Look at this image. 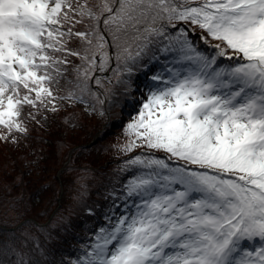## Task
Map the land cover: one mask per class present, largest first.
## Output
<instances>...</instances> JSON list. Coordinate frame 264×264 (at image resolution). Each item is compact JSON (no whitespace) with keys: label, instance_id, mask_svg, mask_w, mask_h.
Returning a JSON list of instances; mask_svg holds the SVG:
<instances>
[{"label":"snow or ice","instance_id":"6c2138e0","mask_svg":"<svg viewBox=\"0 0 264 264\" xmlns=\"http://www.w3.org/2000/svg\"><path fill=\"white\" fill-rule=\"evenodd\" d=\"M135 75L131 175L70 264H264V0H0V142ZM8 227L0 264H54Z\"/></svg>","mask_w":264,"mask_h":264},{"label":"trees","instance_id":"16d2710c","mask_svg":"<svg viewBox=\"0 0 264 264\" xmlns=\"http://www.w3.org/2000/svg\"><path fill=\"white\" fill-rule=\"evenodd\" d=\"M143 76L133 77L137 91L105 81L115 93L106 100L112 102L110 113L105 104L90 115L84 105L65 103L60 113L39 117L41 123L27 122L28 135L18 143L0 142V225H10L7 230L16 232L25 251L39 242L54 264H70L105 223L113 195L131 175L122 171L128 157L118 149L143 99L138 84L151 83ZM25 222L30 227L22 231L30 238L17 231V224Z\"/></svg>","mask_w":264,"mask_h":264},{"label":"rangeland","instance_id":"374dc122","mask_svg":"<svg viewBox=\"0 0 264 264\" xmlns=\"http://www.w3.org/2000/svg\"><path fill=\"white\" fill-rule=\"evenodd\" d=\"M147 82L150 81L149 78L146 79ZM139 88L141 89V92H139V95L142 96H146L148 94L149 91V86H145L144 84H139ZM105 104V111L106 113H110V110L112 109V102L108 101ZM78 106H82V105H78Z\"/></svg>","mask_w":264,"mask_h":264}]
</instances>
